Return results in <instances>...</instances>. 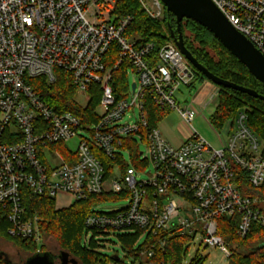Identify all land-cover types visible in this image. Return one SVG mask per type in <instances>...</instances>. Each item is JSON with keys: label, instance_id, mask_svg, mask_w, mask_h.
Instances as JSON below:
<instances>
[{"label": "built area", "instance_id": "built-area-1", "mask_svg": "<svg viewBox=\"0 0 264 264\" xmlns=\"http://www.w3.org/2000/svg\"><path fill=\"white\" fill-rule=\"evenodd\" d=\"M137 1L149 17L163 18L160 0ZM211 1L264 56V0ZM116 2L0 0V204L8 213L7 233L45 244L38 217L26 212L23 188L55 201L67 196L68 205L114 194L126 204L106 212L91 207L86 236L175 229L199 235L229 257L219 217L236 218L241 237L254 225L264 228V198L246 193L264 183V143L243 110L221 127V147L207 142L192 121L198 105L217 104L218 86L204 78L215 85L209 99L193 97L180 107L176 95L195 83L189 61L173 41L156 49L153 42L126 36L132 16L118 15ZM122 66L127 78L129 70L136 76L133 89L129 82L120 90L113 84ZM58 70L85 96L83 116L48 103L33 84L37 78L54 83ZM91 86L100 94V114L87 107ZM149 104L177 111L187 127L180 145L149 126ZM140 172L148 177L139 179ZM152 255L151 248L139 251L140 259Z\"/></svg>", "mask_w": 264, "mask_h": 264}, {"label": "trees", "instance_id": "trees-1", "mask_svg": "<svg viewBox=\"0 0 264 264\" xmlns=\"http://www.w3.org/2000/svg\"><path fill=\"white\" fill-rule=\"evenodd\" d=\"M115 12L120 16H132L126 29V36L139 37L145 43L153 42L156 49L167 41H173L171 30L175 36L177 35L176 18L171 12H167L165 7L163 18L154 19L145 13L137 0H117ZM183 21L191 23L190 28L195 37L194 40L199 43L198 46H194L193 42L184 35ZM181 32L185 47L209 72L224 80L264 94V85L256 80L206 28L193 20L183 18ZM207 47L213 50L214 56L206 50ZM194 70V81L203 80L204 76L195 68ZM124 72L125 66L118 67L114 72L113 84L117 86V90L125 88L128 84ZM33 84L48 103L56 105L60 110H71L83 116L79 103L77 104L74 99L75 87L67 73L58 70L56 81L50 85H46L44 78L33 80ZM89 93L87 107L93 111L99 102L100 94L95 86L90 87ZM148 107L149 126L154 127L164 117L166 111L155 108L151 104ZM242 107H245L244 110L241 109ZM240 110L246 112L250 129L258 138L261 137L264 143V101L262 100L230 88L220 87L211 120L216 127L221 128L226 120L235 117ZM21 192L27 214L38 217L43 238H48L49 242L46 240L44 245L38 246L29 238L9 235L7 233L10 225L8 213L0 204V245L15 247L21 255L14 259L11 254L0 248V264H23L36 252H50L56 256L62 251L75 258L79 264H114L116 260L123 264V261L115 259L117 255L106 256L97 252L93 248L94 245L92 248H87L81 243L85 231L84 219L92 205L106 199L117 200L119 196L114 194L91 195L86 199L75 200L70 205L58 206L54 198L33 195L27 188L21 189ZM246 193L264 198V183L258 188L249 187ZM217 221L218 234L231 249V255L227 257L229 264H259L263 260L264 246L255 251L249 248L250 243L264 242L263 227L254 225L252 233L241 237L236 232V218L219 217ZM142 233V229H136L132 235L125 238V243L130 247L137 236ZM195 237V234H180L175 229L158 231L155 235L148 233L145 234L143 244L136 250L130 251V255L134 257V261H141L139 251L151 248L153 255L147 261L152 264H203L204 259L198 251L186 261V243ZM161 241H164L163 246H161ZM55 261L58 262L57 259Z\"/></svg>", "mask_w": 264, "mask_h": 264}, {"label": "rangeland", "instance_id": "rangeland-1", "mask_svg": "<svg viewBox=\"0 0 264 264\" xmlns=\"http://www.w3.org/2000/svg\"><path fill=\"white\" fill-rule=\"evenodd\" d=\"M182 26H183L184 35H186L193 42L194 46H198L199 43L194 40L195 37L190 28L191 23L183 21ZM206 50L211 55L214 56L213 50H211L208 47L206 48ZM190 68L194 70L191 64H190ZM127 79L129 83H132L133 81L136 80V76L131 70H129L128 72ZM210 86L214 87L215 85L211 83L207 84L203 80L201 81L195 80L194 88L188 89L185 87H181L182 92L176 95L180 107H182L185 103H189L193 97L202 100V102H206L211 96V92L209 91ZM218 88L220 89L219 86ZM74 99L80 105L86 103V98L83 94H79L75 92ZM215 107L216 105H214L211 101L208 102V104L204 108L198 105L197 115L192 121V126L212 146L221 147L223 144L221 139V132H223V130L221 128L216 127L213 121L211 120V116L215 111ZM244 108L245 107H242L241 109L244 110ZM95 109H96L95 110L96 114L101 113V108L99 106V103L97 104ZM156 127L160 131L161 135L173 146H178L183 140L184 135L187 133V127L185 123H183L177 111L174 109L166 111L164 117L161 118V120L156 124ZM259 140L263 141L261 137H259ZM73 143L74 142H72V145ZM140 149L143 150L144 147L141 145ZM121 154L124 157L125 161L130 162V157H129L130 155L127 150L121 151ZM148 168L149 170H151L150 165H148ZM137 176L139 179L140 178L144 179L148 177V174H145L144 172H140L137 173ZM69 201L70 200L68 199L67 196H59L56 199V204L59 206H63V205L66 206V204H68ZM125 204H126L125 200L115 201L112 199H106L97 202L96 204L92 205V207L96 211L106 212L112 210L115 207L122 206ZM133 233L134 231L132 230L114 231L111 232L110 234L100 235L92 238L90 234L86 236L84 231L81 238L82 239L81 243L87 248L88 247L92 248V245H94L93 248L97 252L103 255L106 256L117 255L119 261L120 260L123 261V264H129L130 262L134 261V257L130 255V251L136 250L139 246L143 244V241L145 239V233H142L141 235L137 236L135 241L129 247L124 240ZM46 240H48V238L44 239L45 243L47 242ZM0 248L7 251V253L11 254L14 259H17L18 255H20L19 252H17L18 249H16L15 247H11L10 245L8 246L6 244H1ZM185 248L187 249L186 261L189 260L191 257H193L194 254L198 251V254L204 259L203 264H229L227 257L217 247L213 248L206 246L204 243L201 242V238L199 237V235H197L194 239L189 241V243H186ZM143 259L144 258H142V260ZM114 264H122V263H119L116 260Z\"/></svg>", "mask_w": 264, "mask_h": 264}, {"label": "water", "instance_id": "water-1", "mask_svg": "<svg viewBox=\"0 0 264 264\" xmlns=\"http://www.w3.org/2000/svg\"><path fill=\"white\" fill-rule=\"evenodd\" d=\"M167 12H171L176 18L177 35L171 30L173 42L189 63L211 83L230 88L253 98L264 101V94L230 81L224 80L209 72L192 56L185 47L181 32L183 18L190 19L206 28L226 48L249 73L264 85V56L254 45L224 17L211 0H160ZM132 83V89L134 88ZM264 245L260 244L257 248ZM57 259L58 262L55 260ZM115 259H118L116 256ZM23 264H79L68 253L62 251L53 256L50 252H36L25 260Z\"/></svg>", "mask_w": 264, "mask_h": 264}, {"label": "crops", "instance_id": "crops-1", "mask_svg": "<svg viewBox=\"0 0 264 264\" xmlns=\"http://www.w3.org/2000/svg\"><path fill=\"white\" fill-rule=\"evenodd\" d=\"M206 83L208 84V82H206ZM209 91H210V92H214V90H213V88H212L211 86H210V88H209ZM198 100H199V99H198ZM181 142H182V141H181ZM180 144H181V143H180ZM180 144H179V145H180ZM67 205H68V204H66V206H67ZM58 206H59V205H58ZM63 206H65V205H63ZM138 263H141V264H152V263L148 262L147 259H143V260L141 259V261L139 260Z\"/></svg>", "mask_w": 264, "mask_h": 264}]
</instances>
